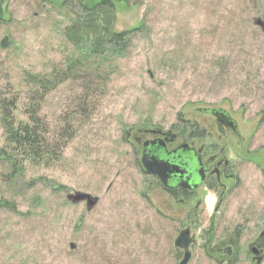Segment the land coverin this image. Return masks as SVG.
Returning a JSON list of instances; mask_svg holds the SVG:
<instances>
[{
	"label": "rangeland",
	"instance_id": "obj_1",
	"mask_svg": "<svg viewBox=\"0 0 264 264\" xmlns=\"http://www.w3.org/2000/svg\"><path fill=\"white\" fill-rule=\"evenodd\" d=\"M61 3L0 0V102L13 103L15 121L37 111L51 145L48 157L20 158L12 181L0 160V264H177L179 225L143 197L146 177L125 137L131 127L213 123L202 108L236 122L228 142L242 177L211 224L219 238L253 237L264 219V34L255 25L264 0L116 1L112 30L127 31V45L86 62L65 36L79 1ZM73 62L74 76L56 83ZM2 121L0 105V150L9 146ZM75 192L98 202L87 210L67 198ZM242 252L237 264H254ZM188 264L217 263L193 247Z\"/></svg>",
	"mask_w": 264,
	"mask_h": 264
},
{
	"label": "flooded vegetation",
	"instance_id": "obj_2",
	"mask_svg": "<svg viewBox=\"0 0 264 264\" xmlns=\"http://www.w3.org/2000/svg\"><path fill=\"white\" fill-rule=\"evenodd\" d=\"M212 110L214 108L200 110L214 121L203 127L194 121L179 126L180 129L148 126L131 127L126 131V143L132 149L139 171L146 177L143 197L151 205L157 201L161 205L160 210L156 209L160 215L179 225L176 236L183 229L189 230L194 238L189 246L190 260L193 247H200L217 264H237L239 254L244 250L250 263L257 264L260 258L261 264L264 259V219L256 227L255 235L244 243L242 232L234 229L219 238L216 236L217 229L211 224L242 182L240 158L228 142V132L238 135L237 124L225 110L222 109L224 114L234 121L233 128L221 122ZM145 152L160 158H172L178 153L180 158L174 159L185 169V173H169L164 180L147 173L141 162ZM207 195L213 199L212 209L210 218H207L210 221L208 228L202 231L200 222L206 214ZM173 249L178 250L180 260L183 250Z\"/></svg>",
	"mask_w": 264,
	"mask_h": 264
},
{
	"label": "trees",
	"instance_id": "obj_3",
	"mask_svg": "<svg viewBox=\"0 0 264 264\" xmlns=\"http://www.w3.org/2000/svg\"><path fill=\"white\" fill-rule=\"evenodd\" d=\"M70 1L62 0L61 6ZM78 1L81 13L66 27L65 36L74 47L82 50L81 59L86 62L91 56L104 57L106 53L121 54L127 45L128 32H114L112 23L114 3L122 0H96L92 3L86 0ZM78 62L80 65L81 61ZM77 67L75 68V62L72 65L70 63L67 70L60 74L59 79L56 78V83L74 76ZM38 84L40 88L46 89L47 79H39ZM0 105L6 141L9 145L7 149L0 150V160L8 164L10 171L7 178L8 181H12L19 174L22 165L20 158L36 160L44 155L48 157V153H51V145L45 140L36 116L37 111H28L25 120L15 121L13 103L2 101Z\"/></svg>",
	"mask_w": 264,
	"mask_h": 264
},
{
	"label": "water",
	"instance_id": "obj_4",
	"mask_svg": "<svg viewBox=\"0 0 264 264\" xmlns=\"http://www.w3.org/2000/svg\"><path fill=\"white\" fill-rule=\"evenodd\" d=\"M255 25L259 26L264 34V21L261 18H257L255 20ZM1 47L7 46V36H5L0 41ZM214 115L221 121L227 123L230 127H234V121L230 119L222 109L212 110ZM181 155L178 153L174 154L172 158L164 157L161 158L155 154H151L150 152H145L141 158L142 166L145 171L149 174H155L163 180L168 176L169 173L179 172L185 173V169L181 168L179 162L175 161L174 158L179 159ZM67 198L74 203L86 202L87 210H90L97 202L98 197L92 196L88 193L75 192L74 194H68ZM194 242V238L190 236V232L188 229L181 230L173 242L174 248H180L183 250V257L179 260L178 264H188L190 260V252L189 246ZM71 248H75V245L71 243ZM261 261L260 258L257 259V264Z\"/></svg>",
	"mask_w": 264,
	"mask_h": 264
}]
</instances>
